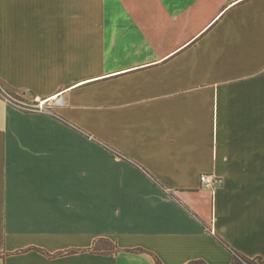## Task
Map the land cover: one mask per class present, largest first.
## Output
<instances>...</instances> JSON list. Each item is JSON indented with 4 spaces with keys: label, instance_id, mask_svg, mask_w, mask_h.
<instances>
[{
    "label": "crops",
    "instance_id": "obj_1",
    "mask_svg": "<svg viewBox=\"0 0 264 264\" xmlns=\"http://www.w3.org/2000/svg\"><path fill=\"white\" fill-rule=\"evenodd\" d=\"M0 79V264H264V0H0Z\"/></svg>",
    "mask_w": 264,
    "mask_h": 264
},
{
    "label": "trees",
    "instance_id": "obj_2",
    "mask_svg": "<svg viewBox=\"0 0 264 264\" xmlns=\"http://www.w3.org/2000/svg\"><path fill=\"white\" fill-rule=\"evenodd\" d=\"M33 97L32 100L36 97L34 93H30ZM0 98L8 101L10 104L18 108L24 113H35L37 108L29 107L30 102L27 98V93H20L15 90L13 87L9 86L6 82L0 79ZM34 104H37L34 102ZM95 252L99 253L101 251V242L96 244ZM107 252V251H106ZM232 264H259L256 260L249 259L237 252L233 254V263Z\"/></svg>",
    "mask_w": 264,
    "mask_h": 264
},
{
    "label": "built area",
    "instance_id": "obj_3",
    "mask_svg": "<svg viewBox=\"0 0 264 264\" xmlns=\"http://www.w3.org/2000/svg\"><path fill=\"white\" fill-rule=\"evenodd\" d=\"M48 101L49 100L44 101V103L41 104V107H43V105L46 104ZM51 102L53 106H60L65 103V100L63 97H59V98H55ZM201 182L203 186L213 188L218 182H221V181H218V179L215 176L204 174L201 176Z\"/></svg>",
    "mask_w": 264,
    "mask_h": 264
},
{
    "label": "rangeland",
    "instance_id": "obj_4",
    "mask_svg": "<svg viewBox=\"0 0 264 264\" xmlns=\"http://www.w3.org/2000/svg\"><path fill=\"white\" fill-rule=\"evenodd\" d=\"M27 98H28V100L30 102V105H27V106L37 108L36 112H39V111H42V110H46V109L51 110L53 108L52 102L48 103L47 105L44 104L43 107H41V104L44 103L45 100L42 101V100H40V99H38L36 97L34 98V100H32L33 97L30 95V93H27ZM34 102L37 103V104H34Z\"/></svg>",
    "mask_w": 264,
    "mask_h": 264
}]
</instances>
